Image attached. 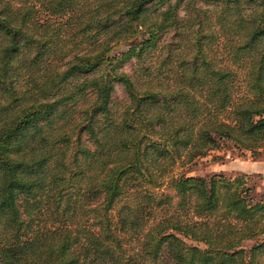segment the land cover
<instances>
[{"label": "trees", "instance_id": "trees-1", "mask_svg": "<svg viewBox=\"0 0 264 264\" xmlns=\"http://www.w3.org/2000/svg\"><path fill=\"white\" fill-rule=\"evenodd\" d=\"M225 141L264 147V0H0V264H264L242 177L164 174Z\"/></svg>", "mask_w": 264, "mask_h": 264}, {"label": "rangeland", "instance_id": "rangeland-1", "mask_svg": "<svg viewBox=\"0 0 264 264\" xmlns=\"http://www.w3.org/2000/svg\"><path fill=\"white\" fill-rule=\"evenodd\" d=\"M200 2V1H199ZM197 2V3H199ZM184 11L181 10L183 14ZM171 34L165 36L167 40L173 41L180 38L179 34H175V31H171ZM125 44H121L118 48L123 49ZM145 62L147 59L144 60ZM143 61V62H144ZM136 59L132 58L126 61L122 68L127 72H133L138 65H136ZM114 100L118 103L126 99L123 86L116 83L115 90L112 93ZM173 161L163 167L164 174H185V175H197L209 178L215 173H222L231 177H242L244 186L250 187V193L254 199H260L264 197V147L259 148L257 153H252L250 150H242L233 146L232 142L225 141L221 143L216 149L210 150L206 156H198L191 160H188L185 155L181 157L172 156ZM164 186H159L156 190L159 194H165L166 190H163ZM157 213V212H156ZM264 239V234L255 235L249 239L244 240L242 246L245 248L250 247ZM188 243L199 244L193 239H186Z\"/></svg>", "mask_w": 264, "mask_h": 264}]
</instances>
